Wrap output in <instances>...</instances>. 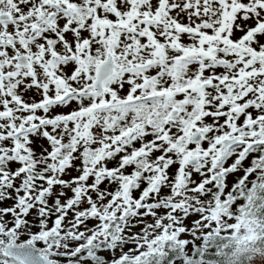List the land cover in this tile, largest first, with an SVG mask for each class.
Masks as SVG:
<instances>
[{
    "label": "snow or ice",
    "instance_id": "obj_1",
    "mask_svg": "<svg viewBox=\"0 0 264 264\" xmlns=\"http://www.w3.org/2000/svg\"><path fill=\"white\" fill-rule=\"evenodd\" d=\"M0 264H264V0H0Z\"/></svg>",
    "mask_w": 264,
    "mask_h": 264
}]
</instances>
